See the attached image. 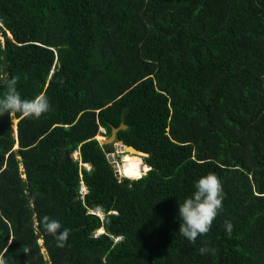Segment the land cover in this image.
I'll list each match as a JSON object with an SVG mask.
<instances>
[{
    "label": "trees",
    "instance_id": "1",
    "mask_svg": "<svg viewBox=\"0 0 264 264\" xmlns=\"http://www.w3.org/2000/svg\"><path fill=\"white\" fill-rule=\"evenodd\" d=\"M12 78L50 109L0 116L5 264H264V0H0V98ZM120 123L138 179L96 138ZM209 172L225 198L192 243L178 205Z\"/></svg>",
    "mask_w": 264,
    "mask_h": 264
},
{
    "label": "clouds",
    "instance_id": "2",
    "mask_svg": "<svg viewBox=\"0 0 264 264\" xmlns=\"http://www.w3.org/2000/svg\"><path fill=\"white\" fill-rule=\"evenodd\" d=\"M16 84V78L8 80L7 92L2 98H0V116L4 115L5 113H19L24 118H39L42 114L49 111L50 103L46 94H38L30 100L22 99L20 93L17 91ZM100 128L104 130V128ZM116 142L121 144L120 141H115L114 143ZM74 154H76L74 155V157L77 158L78 152L75 151ZM147 155L148 154L146 153L145 156ZM143 157L144 156L142 155L139 156L140 159L142 158L141 165L145 164L149 169L150 166L143 161ZM113 167L115 170L114 165ZM146 171L142 175H144ZM116 172H118L119 174V170H115V175L118 179H138L142 176L140 175L139 177L131 178L127 175L119 174L118 176ZM82 185L84 184L81 183V186ZM81 186L79 187V192L82 195L84 192L81 190ZM224 198L225 194L223 192L222 183L214 172H209L206 175L201 176L195 183V191L178 205V215L182 221L179 226V233L183 237H185L189 242L192 243H195L198 236L206 235L210 231L211 225L217 217L219 211L222 209ZM54 223H56L58 229V222ZM225 231L228 237L230 238L231 233L233 231V225L231 221H225ZM69 233V229H63L62 233H60L58 238V247H64ZM119 238L120 237H117V239ZM40 239L41 238L38 239V243L40 246H42V242H39ZM199 251L201 254H206L213 250L202 245ZM24 252L25 254H27L29 252V249L25 248ZM0 264H5V260L3 258L2 253H0Z\"/></svg>",
    "mask_w": 264,
    "mask_h": 264
},
{
    "label": "bare ground",
    "instance_id": "3",
    "mask_svg": "<svg viewBox=\"0 0 264 264\" xmlns=\"http://www.w3.org/2000/svg\"><path fill=\"white\" fill-rule=\"evenodd\" d=\"M131 155L128 153L122 158V164L118 166L119 174L127 175L131 178L139 177L148 169V167L145 164L141 165V159L138 156ZM99 231L101 232V229Z\"/></svg>",
    "mask_w": 264,
    "mask_h": 264
},
{
    "label": "rangeland",
    "instance_id": "4",
    "mask_svg": "<svg viewBox=\"0 0 264 264\" xmlns=\"http://www.w3.org/2000/svg\"><path fill=\"white\" fill-rule=\"evenodd\" d=\"M5 75H6V73H4L3 76H5ZM12 120H13V125H12V126H13V129H15V128H16L17 118H12ZM100 132H101V133H99V134L96 136V138L100 141V143H105V142H106V137H107V135L104 133V130L101 129V128H100ZM101 136H102L103 138H102ZM113 145H114V152H112V153H107V157H108V159L113 163V165L115 166V170H117V169H118V166H119L120 164H122V161H123L122 158H124V155H125V154H128V153H129V155H131V153L125 151V150L123 149V147L121 146L120 143H117V142H116V143H113ZM74 155H76V154H74ZM131 156H133V155H131ZM138 157H139V156H138ZM141 160H142V158H141ZM20 169H22V165H20ZM22 176L24 177V174H22ZM118 176H119V174H118ZM39 242L41 243L42 240L40 239ZM41 250H42V252H43V255L46 257V252L44 251V249L41 248Z\"/></svg>",
    "mask_w": 264,
    "mask_h": 264
},
{
    "label": "water",
    "instance_id": "5",
    "mask_svg": "<svg viewBox=\"0 0 264 264\" xmlns=\"http://www.w3.org/2000/svg\"><path fill=\"white\" fill-rule=\"evenodd\" d=\"M127 126L126 124L124 123H120V125L118 127H114L112 126L111 128V132H110V135L106 137V143H114L115 140H116V134L117 132L120 130V129H125ZM16 130V128H15ZM121 145L123 147V149L125 151H128V152H131L132 154L134 155H137V156H145L146 153L137 149L136 147H134L133 145H129V144H123L121 142ZM116 174H118V172H116ZM103 231V229H101V232Z\"/></svg>",
    "mask_w": 264,
    "mask_h": 264
},
{
    "label": "built area",
    "instance_id": "6",
    "mask_svg": "<svg viewBox=\"0 0 264 264\" xmlns=\"http://www.w3.org/2000/svg\"><path fill=\"white\" fill-rule=\"evenodd\" d=\"M81 190L85 193V192L87 191L86 186H85V185H82V186H81Z\"/></svg>",
    "mask_w": 264,
    "mask_h": 264
}]
</instances>
